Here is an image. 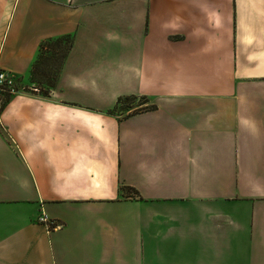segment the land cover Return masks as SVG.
I'll return each mask as SVG.
<instances>
[{
  "label": "crops",
  "instance_id": "crops-1",
  "mask_svg": "<svg viewBox=\"0 0 264 264\" xmlns=\"http://www.w3.org/2000/svg\"><path fill=\"white\" fill-rule=\"evenodd\" d=\"M68 33L0 101V264H264V0H0V67Z\"/></svg>",
  "mask_w": 264,
  "mask_h": 264
},
{
  "label": "trees",
  "instance_id": "trees-1",
  "mask_svg": "<svg viewBox=\"0 0 264 264\" xmlns=\"http://www.w3.org/2000/svg\"><path fill=\"white\" fill-rule=\"evenodd\" d=\"M72 42L73 35L68 33L47 37L39 43L37 57L30 68L29 77L31 83L40 84L39 94L42 96H48L50 90L54 87L59 70L72 46ZM137 97L133 94L118 96L111 111L126 110V115H131L156 107L154 104H146L148 99L145 96H139V102L136 105H132ZM119 188L122 193L125 190L135 195L138 193L129 185H121Z\"/></svg>",
  "mask_w": 264,
  "mask_h": 264
},
{
  "label": "built area",
  "instance_id": "built-area-1",
  "mask_svg": "<svg viewBox=\"0 0 264 264\" xmlns=\"http://www.w3.org/2000/svg\"><path fill=\"white\" fill-rule=\"evenodd\" d=\"M21 82L19 78L15 75H13L10 71L5 70L4 68L0 67V97H3L5 95H13L16 93L23 92L22 89H17V84ZM32 92H38V87L35 86L33 83L29 86ZM2 99L0 98V101ZM37 220L39 223H41L46 231L48 232L52 226L56 227L58 226L54 220H51L44 211H40L39 215L37 216Z\"/></svg>",
  "mask_w": 264,
  "mask_h": 264
},
{
  "label": "rangeland",
  "instance_id": "rangeland-1",
  "mask_svg": "<svg viewBox=\"0 0 264 264\" xmlns=\"http://www.w3.org/2000/svg\"><path fill=\"white\" fill-rule=\"evenodd\" d=\"M20 80V79H19ZM34 85L35 86H37L38 87V89L40 88V84H37V83H34ZM28 86V84L27 83H21V82H19L18 84H17V86H16V88L17 89H24V90H28V88L29 87H27ZM23 90V91H24ZM37 93H40L39 92V90H38V92ZM14 95V94H13ZM11 95H5L4 96V98L3 97H0L2 100H6V99H8L9 97H10ZM136 96H138L139 97V95H136ZM138 97H137V99H135V101H133L134 103L132 104V105H136L138 102H139V99H138ZM124 194H131V195H133L132 193H129L128 191H124Z\"/></svg>",
  "mask_w": 264,
  "mask_h": 264
}]
</instances>
